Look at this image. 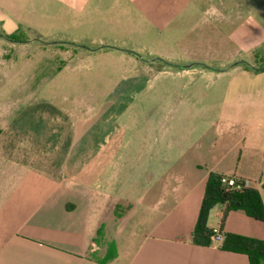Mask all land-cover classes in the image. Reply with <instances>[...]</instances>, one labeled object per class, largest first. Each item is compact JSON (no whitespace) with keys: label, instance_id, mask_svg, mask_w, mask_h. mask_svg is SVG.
<instances>
[{"label":"crops","instance_id":"obj_1","mask_svg":"<svg viewBox=\"0 0 264 264\" xmlns=\"http://www.w3.org/2000/svg\"><path fill=\"white\" fill-rule=\"evenodd\" d=\"M197 12L244 28L246 12L264 19V0H0V42L127 58ZM17 33L24 42L5 37ZM253 106L256 115L226 118L229 129L240 127L228 150H120L112 132L95 150H75L82 132L55 145L23 144L0 130V264H250L192 235L211 173L251 181L264 203V103L243 111ZM107 142L114 150H103ZM225 208L210 211V229L264 241V222L243 211L222 225Z\"/></svg>","mask_w":264,"mask_h":264},{"label":"rangeland","instance_id":"obj_2","mask_svg":"<svg viewBox=\"0 0 264 264\" xmlns=\"http://www.w3.org/2000/svg\"><path fill=\"white\" fill-rule=\"evenodd\" d=\"M253 13L238 28L197 12L157 31L137 57L2 41L0 130L23 144L55 145L82 132L75 150H95L109 132L120 150H228L240 127L229 129L226 118L256 115L244 106L264 103V69L246 66H264V19ZM189 66L204 72L184 74Z\"/></svg>","mask_w":264,"mask_h":264},{"label":"trees","instance_id":"obj_3","mask_svg":"<svg viewBox=\"0 0 264 264\" xmlns=\"http://www.w3.org/2000/svg\"><path fill=\"white\" fill-rule=\"evenodd\" d=\"M5 37L11 41L24 42V37L18 33ZM230 178L218 173L209 175L198 222L192 235V241L196 245L209 246L213 243V229L207 223L210 211L219 204L226 207L222 214V225L231 211H243L249 217L264 222V203L259 191L253 187H245L243 179L237 177H234L236 183L231 186L228 182ZM221 248L245 254L250 264H264V241L227 234Z\"/></svg>","mask_w":264,"mask_h":264},{"label":"built area","instance_id":"obj_4","mask_svg":"<svg viewBox=\"0 0 264 264\" xmlns=\"http://www.w3.org/2000/svg\"><path fill=\"white\" fill-rule=\"evenodd\" d=\"M228 182H229V185H231V186L234 185V184L236 183L234 177H231V178L228 180ZM242 183H243V185H244L245 187H252V182L249 181V180H245V179H243ZM224 241H225V235H224V234H223L218 228L213 229V238H212V242H213L214 244H216L217 247L221 248L222 245H223V243H224Z\"/></svg>","mask_w":264,"mask_h":264},{"label":"flooded vegetation","instance_id":"obj_5","mask_svg":"<svg viewBox=\"0 0 264 264\" xmlns=\"http://www.w3.org/2000/svg\"><path fill=\"white\" fill-rule=\"evenodd\" d=\"M247 67H249V68H251V69H253V70H263V67L262 68H256V67H253V66H251V65H246Z\"/></svg>","mask_w":264,"mask_h":264},{"label":"water","instance_id":"obj_6","mask_svg":"<svg viewBox=\"0 0 264 264\" xmlns=\"http://www.w3.org/2000/svg\"><path fill=\"white\" fill-rule=\"evenodd\" d=\"M133 54L136 55V56H138V55H137L136 53H134V52H133ZM263 69H264V67H263Z\"/></svg>","mask_w":264,"mask_h":264}]
</instances>
